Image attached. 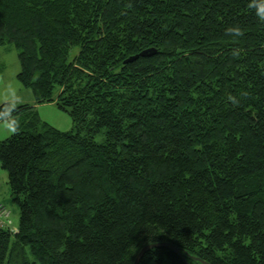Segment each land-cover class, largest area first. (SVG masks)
<instances>
[{
	"label": "trees",
	"instance_id": "16d2710c",
	"mask_svg": "<svg viewBox=\"0 0 264 264\" xmlns=\"http://www.w3.org/2000/svg\"><path fill=\"white\" fill-rule=\"evenodd\" d=\"M248 4L0 0L17 79L74 124L0 105L20 211L17 232L0 229V264H134L158 242L180 252L139 264H264V22Z\"/></svg>",
	"mask_w": 264,
	"mask_h": 264
},
{
	"label": "rangeland",
	"instance_id": "374dc122",
	"mask_svg": "<svg viewBox=\"0 0 264 264\" xmlns=\"http://www.w3.org/2000/svg\"><path fill=\"white\" fill-rule=\"evenodd\" d=\"M21 69L18 50L12 44L0 45V105L10 102L13 105L33 104L36 116L44 123L60 130L70 131L73 129V120L70 114L60 109L56 103L36 104L31 89L22 86L17 79ZM13 124L10 121L0 122V140L7 139L14 132L11 131ZM98 141L102 140L101 136L97 137ZM0 177H5V185L0 180V203L5 204L11 211V220L13 226L17 228L20 223L19 207L12 201L11 189L8 184V172L0 164ZM4 186L8 188L7 194L4 193ZM16 210L18 211L16 213ZM7 228V226H4Z\"/></svg>",
	"mask_w": 264,
	"mask_h": 264
},
{
	"label": "clouds",
	"instance_id": "9594fccd",
	"mask_svg": "<svg viewBox=\"0 0 264 264\" xmlns=\"http://www.w3.org/2000/svg\"><path fill=\"white\" fill-rule=\"evenodd\" d=\"M248 7L253 9L255 12L256 17L264 22V0H249ZM227 32L233 36V37H239L242 35L241 29L239 26H229L227 29ZM228 99L233 103V104H238L240 103V100L234 96L229 95ZM13 127L11 128L12 132H15V121H13Z\"/></svg>",
	"mask_w": 264,
	"mask_h": 264
},
{
	"label": "water",
	"instance_id": "95a60500",
	"mask_svg": "<svg viewBox=\"0 0 264 264\" xmlns=\"http://www.w3.org/2000/svg\"><path fill=\"white\" fill-rule=\"evenodd\" d=\"M153 52H154V53L156 52L155 49H147V50H144V51L140 52V54H137V55H134V56L128 58V59L126 60V62H131V61L137 59L139 56H145V55L151 54V53H153ZM160 246L169 247V248L173 249L174 251H176V252H178V253L180 252V249H179V248H177L176 246H174V245H172V244H169V243L158 242V243L148 244V245L144 246V247L141 249V251L139 252V254L137 255V257H136V259H135V261H134V264H139L141 258L143 257V255H144L148 250L153 249V248H155V247H160ZM195 259L198 260V261H200L201 264H210V263H208V262H206V261H204V260L198 259V258H196V257H195Z\"/></svg>",
	"mask_w": 264,
	"mask_h": 264
},
{
	"label": "built area",
	"instance_id": "2783aa9c",
	"mask_svg": "<svg viewBox=\"0 0 264 264\" xmlns=\"http://www.w3.org/2000/svg\"><path fill=\"white\" fill-rule=\"evenodd\" d=\"M10 223L9 220V211L0 205V227H4Z\"/></svg>",
	"mask_w": 264,
	"mask_h": 264
},
{
	"label": "crops",
	"instance_id": "0c3cea01",
	"mask_svg": "<svg viewBox=\"0 0 264 264\" xmlns=\"http://www.w3.org/2000/svg\"><path fill=\"white\" fill-rule=\"evenodd\" d=\"M0 180H2V182L4 183V185H5V177H4V179H3V177H0ZM7 191H8V188H7V186H6V188H5V186H4V193L2 194V195H5V193L7 194ZM0 204H2V203H0ZM2 205H5V204H2ZM6 206V205H5ZM7 207V206H6ZM8 208V207H7ZM9 209V208H8ZM10 210V209H9ZM11 211L13 212L14 211V209H11ZM10 211V212H11ZM18 211L16 210V213H17ZM14 213H15V211H14ZM19 213H20V211H19ZM19 226V225H18ZM18 226H17V229H18ZM16 228V227H15Z\"/></svg>",
	"mask_w": 264,
	"mask_h": 264
}]
</instances>
